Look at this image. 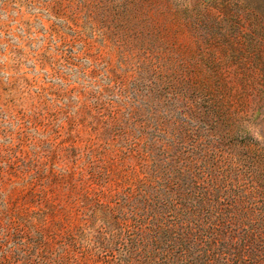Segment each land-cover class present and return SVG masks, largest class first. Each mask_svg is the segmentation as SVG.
Instances as JSON below:
<instances>
[{
  "label": "rangeland",
  "instance_id": "374dc122",
  "mask_svg": "<svg viewBox=\"0 0 264 264\" xmlns=\"http://www.w3.org/2000/svg\"><path fill=\"white\" fill-rule=\"evenodd\" d=\"M221 206L261 231L264 0H0V264L193 261Z\"/></svg>",
  "mask_w": 264,
  "mask_h": 264
},
{
  "label": "trees",
  "instance_id": "16d2710c",
  "mask_svg": "<svg viewBox=\"0 0 264 264\" xmlns=\"http://www.w3.org/2000/svg\"><path fill=\"white\" fill-rule=\"evenodd\" d=\"M197 172L205 175L203 169L195 168V173ZM203 179L202 183L209 187L206 176H203ZM200 184L197 183L196 186ZM206 191H209L211 197L212 188ZM236 203V200H232L226 204L233 208ZM240 216L239 208L224 213L221 206L213 220L204 222L205 229L193 236V244L199 246L195 248L198 251L196 260L186 259L187 252L178 250L180 248L178 247L180 257L177 259V264H264V220L261 221L263 224L261 231L256 232L253 228L240 227ZM176 243L181 246L179 238Z\"/></svg>",
  "mask_w": 264,
  "mask_h": 264
}]
</instances>
